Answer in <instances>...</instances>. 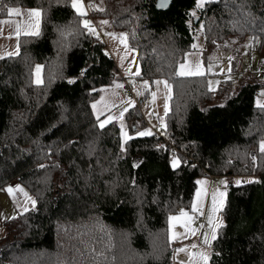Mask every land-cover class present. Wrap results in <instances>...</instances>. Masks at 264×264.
Here are the masks:
<instances>
[{
	"label": "trees",
	"instance_id": "obj_1",
	"mask_svg": "<svg viewBox=\"0 0 264 264\" xmlns=\"http://www.w3.org/2000/svg\"><path fill=\"white\" fill-rule=\"evenodd\" d=\"M86 3L125 32L140 77L167 80L164 122L179 163L159 145L163 133L134 134L144 123L138 105L125 112L123 144L115 119L101 127L92 102L117 67L93 20L71 0H0V16L10 6L39 13L38 31L19 34L18 51L0 56V185L17 180L35 202L4 222L0 264H171L167 217L190 206L201 175L228 179L209 264H264V104L255 102L264 81L213 90L207 74L176 72L196 27L209 48L231 37L263 43L264 0Z\"/></svg>",
	"mask_w": 264,
	"mask_h": 264
},
{
	"label": "rangeland",
	"instance_id": "obj_2",
	"mask_svg": "<svg viewBox=\"0 0 264 264\" xmlns=\"http://www.w3.org/2000/svg\"><path fill=\"white\" fill-rule=\"evenodd\" d=\"M102 1L98 0L97 4L92 3V5L98 6ZM203 1L205 0H199L200 4ZM76 3L77 7H73L76 12L82 16L86 15L88 13L87 4H84L83 0H76ZM196 3H198V0H196ZM71 5L73 6V0H71ZM9 9H16L17 11L11 15L8 12L7 15L0 16V56L18 51L19 34L28 31L34 33L39 29V16L30 15L33 12L32 8L10 6ZM91 20L94 23L95 21L97 23L105 21L104 18L93 15ZM101 32L100 38L104 41L106 50L110 55L113 54L116 67L120 66L121 72L118 69H115V72L122 77V83L117 84L118 82H114L117 79L121 80L115 73L114 78L101 86L99 96L92 102V108L97 115L104 113L99 118V123L104 124L111 119H115L119 125L120 141L123 144L128 137L125 112L131 105H138L144 123L142 125L137 123L139 128L134 134L156 132L160 129L163 133L167 132L164 122L165 106L167 105V110L169 109L170 90L167 80L162 76H156L150 80L137 74L139 73L138 54L136 49L128 43L123 30H115L105 25ZM192 45L193 48L185 51L178 62L177 73L181 72L183 66L185 72L195 73L199 71L201 74H207V85L213 90L225 82L231 84L232 88H236L240 82L250 76H253L255 80L264 81L262 75L264 42L262 43L259 37L246 36L239 41L231 37L224 46L209 48L202 39L201 28L196 27ZM37 68L40 69L39 73L36 71ZM132 79L137 81L138 86L133 95H130L127 92V85ZM32 80L34 82L42 80L41 65L39 63H35L33 66ZM165 83L168 87L165 86ZM255 102L264 104V82L256 92ZM178 163V157L171 161L173 166ZM248 178L232 175L229 180L232 183H238ZM227 181L228 179L226 180L221 176L213 179L208 175L199 176L190 206L188 208L183 207L179 211L168 215V236L173 243L171 264H209V249L221 222L220 208L223 205ZM20 189L29 194L34 202L33 196L23 185ZM3 192L8 199V205L9 203L10 205L13 204L14 200L6 189L3 188ZM194 207L195 211L193 210ZM194 212H198L206 221L207 227L205 230H201L200 223L193 218ZM210 217L211 222H209ZM1 232L4 233V227Z\"/></svg>",
	"mask_w": 264,
	"mask_h": 264
},
{
	"label": "crops",
	"instance_id": "obj_3",
	"mask_svg": "<svg viewBox=\"0 0 264 264\" xmlns=\"http://www.w3.org/2000/svg\"><path fill=\"white\" fill-rule=\"evenodd\" d=\"M83 2L85 4L86 0H83ZM19 7H21V6H19ZM21 8H23V7H21ZM32 9H33V12H38V10L36 8H32ZM87 14H89V13H87ZM94 25H95V29H98L101 32V29L103 28V26L106 25V23H100V22L97 23L95 21ZM24 33H32V32L28 31V32H24ZM101 34H102V32H101ZM117 69L119 72H121L119 65H118ZM116 74L121 79L118 84H121L122 83V77L120 75H118V73H116ZM125 91H126V89H125ZM140 101H141V99H140ZM103 114L104 113H99L98 115H103ZM221 177H223L227 180V177H225V176H221ZM213 178L214 177H212L211 179H213ZM3 188L6 189L7 193H9L10 197L14 200L13 204L11 203V205H10V203H9V205H8V199L6 197V194L3 192ZM20 188H22V185L17 180H10L4 185H0V232L3 229L4 222L7 219L17 215L18 213L30 208L33 205V201L31 199V197H29L30 195L25 193V191L23 189H20ZM1 236H2V232L0 234V237Z\"/></svg>",
	"mask_w": 264,
	"mask_h": 264
},
{
	"label": "built area",
	"instance_id": "obj_4",
	"mask_svg": "<svg viewBox=\"0 0 264 264\" xmlns=\"http://www.w3.org/2000/svg\"><path fill=\"white\" fill-rule=\"evenodd\" d=\"M84 19L85 20H88V19H91V15L90 14H86L84 16ZM96 36L100 37L101 36V33L100 31L97 29L96 30ZM262 75L264 76V68L262 70ZM137 81L135 79H132L131 82L127 85V92L128 94L130 95H133V93L136 91V88H137ZM156 134H159L161 135V133H163L160 129V131H156L154 132ZM159 145L161 147H163L164 149L167 150L168 152V159L170 161H172L178 154V149L177 147L174 145V143L172 142L171 140V137L169 135V132H165L163 133V135L160 136L159 138ZM214 177V176H211V178ZM193 218L195 219L196 222L200 223V229L201 230H205L206 227H207V223L206 221L203 219V217L198 213V212H194L193 213Z\"/></svg>",
	"mask_w": 264,
	"mask_h": 264
},
{
	"label": "snow or ice",
	"instance_id": "obj_5",
	"mask_svg": "<svg viewBox=\"0 0 264 264\" xmlns=\"http://www.w3.org/2000/svg\"><path fill=\"white\" fill-rule=\"evenodd\" d=\"M200 6H201V5H200V2H199V0H198L197 7H200ZM73 7H77L76 0H73ZM16 11H17L16 9H9V10H8L9 15L13 14V13L16 12ZM30 15H32V16H39V13H38V12H32V13H30ZM103 23H107V22L104 21ZM85 26L88 27V22H87V21L85 22ZM90 30H91V29H90ZM194 47H195V45H194ZM36 71H37V73H39L40 69L37 68ZM137 74H139V73H137ZM179 74H180V75H186V74H201V73H199V71H197V72H195V73L185 72V71H183V66H182V70H181V72H180ZM38 82H39V81H38ZM157 83H159V82H157ZM165 86L168 87V85H167L166 83H165ZM118 87H119V85H118ZM165 107H166V111H167V105H166ZM103 126H104V125L101 124V127H103ZM150 134H151L150 132L140 133V135H150ZM260 150H261L262 152H264V143H261ZM238 183H239V182H238ZM34 203H35V202H33V205H34ZM193 210H194V211L196 210L195 207H194ZM182 215H183V213H182ZM209 222H211V217L209 218ZM213 238H215V237H213ZM205 259H207V257H205Z\"/></svg>",
	"mask_w": 264,
	"mask_h": 264
},
{
	"label": "water",
	"instance_id": "obj_6",
	"mask_svg": "<svg viewBox=\"0 0 264 264\" xmlns=\"http://www.w3.org/2000/svg\"><path fill=\"white\" fill-rule=\"evenodd\" d=\"M171 0H155V8L157 9H164L168 7L170 4ZM196 20V18H195Z\"/></svg>",
	"mask_w": 264,
	"mask_h": 264
}]
</instances>
